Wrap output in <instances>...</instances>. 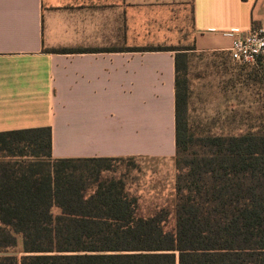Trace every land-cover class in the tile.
<instances>
[{
  "label": "crops",
  "instance_id": "1",
  "mask_svg": "<svg viewBox=\"0 0 264 264\" xmlns=\"http://www.w3.org/2000/svg\"><path fill=\"white\" fill-rule=\"evenodd\" d=\"M185 9L200 52L230 57L228 34L264 24V0H0V134L50 127L53 159L173 164L175 53L141 50L174 47Z\"/></svg>",
  "mask_w": 264,
  "mask_h": 264
},
{
  "label": "trees",
  "instance_id": "2",
  "mask_svg": "<svg viewBox=\"0 0 264 264\" xmlns=\"http://www.w3.org/2000/svg\"><path fill=\"white\" fill-rule=\"evenodd\" d=\"M141 51L175 53L176 231L138 217L124 183L101 177L105 164L130 159H53L50 127L5 132L0 252L21 237L23 255L0 264H264V135L193 140L187 50Z\"/></svg>",
  "mask_w": 264,
  "mask_h": 264
},
{
  "label": "rangeland",
  "instance_id": "3",
  "mask_svg": "<svg viewBox=\"0 0 264 264\" xmlns=\"http://www.w3.org/2000/svg\"><path fill=\"white\" fill-rule=\"evenodd\" d=\"M176 29L175 48L187 50V70L181 79L188 88V135L193 140L207 136H240L249 132L264 135V76L260 65L234 63L225 53L200 52L194 33ZM193 150L196 149L194 143ZM101 177L125 185L138 217L156 219L166 231H176V168L164 160H126L105 164ZM54 216L61 210L54 206ZM0 255H23L22 238L15 248Z\"/></svg>",
  "mask_w": 264,
  "mask_h": 264
},
{
  "label": "built area",
  "instance_id": "4",
  "mask_svg": "<svg viewBox=\"0 0 264 264\" xmlns=\"http://www.w3.org/2000/svg\"><path fill=\"white\" fill-rule=\"evenodd\" d=\"M232 37L230 58L240 65H257L264 58V24L249 32L228 34Z\"/></svg>",
  "mask_w": 264,
  "mask_h": 264
}]
</instances>
